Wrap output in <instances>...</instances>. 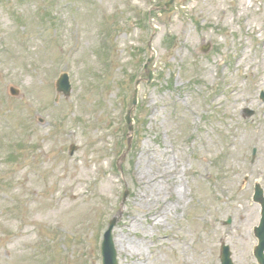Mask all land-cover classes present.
Wrapping results in <instances>:
<instances>
[{
	"label": "rangeland",
	"instance_id": "obj_1",
	"mask_svg": "<svg viewBox=\"0 0 264 264\" xmlns=\"http://www.w3.org/2000/svg\"><path fill=\"white\" fill-rule=\"evenodd\" d=\"M261 91L264 0H0V264H102L112 218L120 264H220L222 242L257 264ZM166 158L185 196L157 226L138 197Z\"/></svg>",
	"mask_w": 264,
	"mask_h": 264
},
{
	"label": "bare ground",
	"instance_id": "obj_2",
	"mask_svg": "<svg viewBox=\"0 0 264 264\" xmlns=\"http://www.w3.org/2000/svg\"><path fill=\"white\" fill-rule=\"evenodd\" d=\"M157 170L158 172L155 175L146 180V182L143 181L141 183V185L145 186L143 191L139 193L138 199L145 208L150 209L152 206H155V208L145 212V217L148 221H153L154 225L163 226L164 221L173 217V215H175L178 211L180 208V201L185 194L182 191V185L179 182L177 160L166 158L165 160H162ZM141 172L143 173V171ZM141 177L145 178V175L142 174ZM162 182H166L167 184L166 191L171 201H173L172 203H167L165 200L160 199V194L165 190L164 186H160L163 185ZM138 218L139 217H136L134 219V226H137L139 222ZM130 230L133 231L131 228ZM135 230L137 229L135 228ZM127 234L129 235V233ZM127 234L125 236L123 235L119 240H116V245L119 247V250L126 253V251H128V247L129 249H137L138 251H134L133 254L138 253L139 256H142L139 250L140 247H142V243L136 239H129ZM140 262L144 263L143 260H140ZM140 262L137 261V264H141Z\"/></svg>",
	"mask_w": 264,
	"mask_h": 264
},
{
	"label": "water",
	"instance_id": "obj_3",
	"mask_svg": "<svg viewBox=\"0 0 264 264\" xmlns=\"http://www.w3.org/2000/svg\"><path fill=\"white\" fill-rule=\"evenodd\" d=\"M211 49V43H208V46L204 48V52H209ZM154 57L150 58L148 60V63L145 65V69H147V76L148 80L146 81L148 84H150L154 78L153 71L151 69H148L149 63L152 62ZM141 82V80L137 81V85ZM9 91L12 95L17 96L20 95V90L17 87L10 86ZM57 91L58 93H64L65 96H69L71 92V85L69 81L68 74L64 73L61 75V77L57 81ZM137 95H138V89L135 91L134 95V103H137ZM261 99L264 101V92L261 93ZM132 110H129L128 115L126 117V121L130 124V130H133L132 125V117H131ZM245 114L248 116H252L254 114V111L251 109H246ZM75 147H73L72 152L74 151ZM254 200L259 202L262 206V219L261 223L258 227H255V235L259 239V244L255 247L254 253L255 256L258 259L259 264H264V190L261 187L259 183L256 184L255 187V194H254ZM230 222V221H229ZM116 220H114L111 224V227L106 234V240L104 243V264H119L117 260V253L113 246L112 236H111V230L113 226L115 225ZM223 251H222V261L223 264H233L232 260L230 259V248L229 246L223 245Z\"/></svg>",
	"mask_w": 264,
	"mask_h": 264
}]
</instances>
